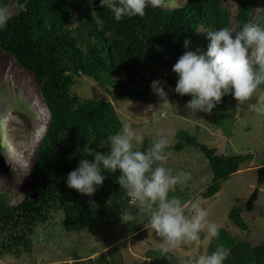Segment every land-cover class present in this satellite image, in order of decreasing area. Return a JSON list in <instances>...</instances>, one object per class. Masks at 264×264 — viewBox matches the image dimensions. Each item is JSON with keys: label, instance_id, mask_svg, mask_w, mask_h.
<instances>
[{"label": "trees", "instance_id": "1", "mask_svg": "<svg viewBox=\"0 0 264 264\" xmlns=\"http://www.w3.org/2000/svg\"><path fill=\"white\" fill-rule=\"evenodd\" d=\"M237 2L234 13L225 7L224 0H185L175 7L149 6L143 17L116 21L96 0L94 9L100 23L79 17L76 25L75 4L71 0H0L4 10L11 4L17 8L0 29V49L35 74L50 114L36 150L31 189L17 205L10 204L7 194L0 192V258L31 252L32 235L53 212L64 213L65 229L72 233L106 221L112 208L126 211L131 207L116 182L118 173H103L106 179L93 196L82 195L66 185L68 173L78 167L79 161L92 159L85 156L88 149L106 152L100 143L121 125L111 102L72 94L77 79L87 76L101 86L117 83L130 100L145 101L144 95L152 90L154 80L149 74L154 66L172 68L185 51H206L210 42L207 30L229 22L237 27L245 22L264 23V18L254 22L260 0ZM186 40L191 41L188 49L184 47ZM81 41H85V48ZM176 79L169 72L159 78L167 82L166 92L174 91ZM234 100L226 95L219 105L226 110V104ZM176 139L170 149L180 152L196 147L208 159L214 179L203 193L206 199L214 197L222 183L250 157L217 154L185 130L177 132ZM150 142L146 140L142 148ZM242 212V207L236 205L229 217L248 231ZM253 255L255 264H264V242L253 248Z\"/></svg>", "mask_w": 264, "mask_h": 264}, {"label": "rangeland", "instance_id": "2", "mask_svg": "<svg viewBox=\"0 0 264 264\" xmlns=\"http://www.w3.org/2000/svg\"><path fill=\"white\" fill-rule=\"evenodd\" d=\"M71 1L75 4L76 25L79 17L84 20L91 18L100 23L94 11L96 0L94 3L92 0ZM184 2L185 0H175V6ZM224 5L234 13L238 2L224 0ZM160 6H170L169 1L162 2ZM16 9L15 5H9L5 9L6 16ZM262 18L264 0H260L255 10L254 22ZM82 35H86V32L82 31ZM81 44L85 48V41H81ZM168 72L178 79L172 68L161 64L154 66L149 78L159 79ZM261 90L264 91V88ZM71 92L81 99L111 102L121 122L131 121L137 131L144 135V142L152 140L160 129H164L169 133L170 145H175L177 132L185 130L201 144L215 149L217 154L250 156L241 164L237 173L222 183L221 190L208 199L203 197V193L212 183L214 173L208 159L198 148L187 147L180 152L170 149L171 156L167 166L174 173L184 171L190 174V179L185 183L176 185L173 194L189 205L192 201H198L208 211L207 220L214 222L219 230L217 237L205 234L204 238H197L198 244H194L196 251L193 257L202 252L210 253L218 245H223L229 251L225 264H255L253 248L264 242V181L259 180V171L264 168V116L251 111L247 104L237 108V100L229 101L226 110L217 104L211 113L194 114L184 107L191 96H181L175 91H168L167 99H164L151 90L144 95L145 101L134 102L117 83L110 82L101 86L87 76L78 78ZM149 105L154 107L152 111L146 112ZM5 116L10 122H5ZM49 119L50 114L35 74L0 49V192L7 194L10 204L22 202L26 191L32 187L36 150ZM105 147L108 150V146ZM257 189L258 199L253 209L248 210L246 204ZM236 205L243 209L241 216L248 225V231L236 226L229 217ZM121 211L112 208L106 221L91 229L72 233L65 229L64 213L53 212L50 219L40 224L32 235L31 252L20 256L7 255L0 258V264H144L140 257L147 255V252L154 261L153 264H164L160 261L178 264L179 258L174 254H171V260L162 257L159 251L160 238L155 232L154 235L151 233L149 241H140L138 246L133 247V253L137 257L130 260V255H125L128 251L126 248L136 242L130 236L134 231L148 226L146 223H122ZM126 211L134 212L135 208L131 205ZM204 231L206 233L207 229ZM112 245L114 247L108 249ZM184 246L190 247V242L182 244L180 248L184 249ZM105 249L108 250L90 260L92 255Z\"/></svg>", "mask_w": 264, "mask_h": 264}, {"label": "clouds", "instance_id": "3", "mask_svg": "<svg viewBox=\"0 0 264 264\" xmlns=\"http://www.w3.org/2000/svg\"><path fill=\"white\" fill-rule=\"evenodd\" d=\"M161 3L162 0H99L116 21L143 17L147 7L156 8ZM169 5L175 7V0H169ZM6 23V12L0 8V29ZM207 39L210 42L206 51L187 50L172 67L178 75L175 93L191 96L184 107L194 114L211 113L224 96L231 95L238 102L237 108L247 104L251 111L264 116V23L245 22L237 27L229 22L207 30ZM190 43L186 40L184 47L188 49ZM166 83L158 79L150 86L155 94L167 99ZM153 107L149 105L145 111ZM144 140L131 121L121 122L118 130L100 143L108 150L89 148L85 156L92 159H81L78 167L68 173L66 185L82 195L93 196L106 179L103 173H118L116 182L135 208L134 212H120L122 223H146L160 238L162 257L171 260V254L182 244L196 240L201 233L217 237L219 230L207 220L208 211L198 201L189 205L173 194L176 185L185 183L190 174L174 173L167 166L171 156L169 133L160 129L146 148L141 147ZM228 256V249L218 245L210 253L202 252L181 264H225Z\"/></svg>", "mask_w": 264, "mask_h": 264}, {"label": "crops", "instance_id": "4", "mask_svg": "<svg viewBox=\"0 0 264 264\" xmlns=\"http://www.w3.org/2000/svg\"><path fill=\"white\" fill-rule=\"evenodd\" d=\"M151 233L154 235V231L150 230V228H148V227H144V228L138 229V230H136V231H134V232L132 233V235H131L130 237L134 238V240H135L136 242H135L134 245L127 247L126 249H127L128 251H127V253L125 252V255H130V257H129L130 260H131L132 257H135V256H136V255L133 253V247L138 246V243H139L140 241H149V238H150ZM139 235H140L141 237H138ZM204 236H205V235H204ZM204 236H203V238H204ZM130 237H128V238H130ZM128 238H127V239H128ZM122 241H123V240H122ZM196 241H197V239L194 240V241H191V242H190V247L185 248V246H184V249L178 247L177 249L174 250V252H173L172 254L176 255V257L179 258V260H178V261H179L178 264H181V261H182V260H185V259H188V258L193 257V253H195V251H196V247H195V246L198 244V242H196ZM194 244H195V246H194ZM114 245H116V244H114ZM114 245L110 246L108 249L114 247ZM149 247L151 248L152 245L150 244ZM123 248H125V247H123ZM191 248H193V250H191ZM108 249H105L104 251H101V252H98V253L92 255V256L90 257V260H92V259L95 258L98 254H101L102 252H105V251L108 250ZM196 253H197V252H196ZM184 255H185V258H184ZM122 256H123V254H122ZM145 256H146V257H145ZM136 257H137V256H136ZM181 257H182V258H181ZM125 258H126V257H125ZM140 259H141V261H142L144 264H153V263H154V261L151 260V258H149V252H147V255H144L143 257H140ZM90 260H89V261H90ZM160 263H164V264H166L164 261H160ZM37 264H41V263H37Z\"/></svg>", "mask_w": 264, "mask_h": 264}, {"label": "water", "instance_id": "5", "mask_svg": "<svg viewBox=\"0 0 264 264\" xmlns=\"http://www.w3.org/2000/svg\"><path fill=\"white\" fill-rule=\"evenodd\" d=\"M259 174H260V177H259L260 182L264 181V168H262L259 171ZM258 193H259V190L258 189L255 190L254 193L252 194L251 198L248 200V202L246 204V208L248 210L253 209L255 201H257V199H258ZM203 236H204L203 233H201V237H203Z\"/></svg>", "mask_w": 264, "mask_h": 264}, {"label": "bare ground", "instance_id": "6", "mask_svg": "<svg viewBox=\"0 0 264 264\" xmlns=\"http://www.w3.org/2000/svg\"><path fill=\"white\" fill-rule=\"evenodd\" d=\"M5 118H6V119H5V122H6V123L10 122V121H9L10 119H9L7 116H5ZM45 126H46V125H45Z\"/></svg>", "mask_w": 264, "mask_h": 264}]
</instances>
